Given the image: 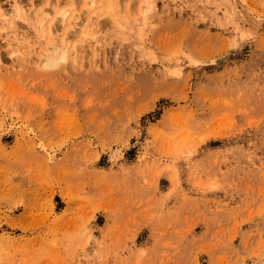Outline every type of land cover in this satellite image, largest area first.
Segmentation results:
<instances>
[{
    "label": "rangeland",
    "instance_id": "obj_1",
    "mask_svg": "<svg viewBox=\"0 0 264 264\" xmlns=\"http://www.w3.org/2000/svg\"><path fill=\"white\" fill-rule=\"evenodd\" d=\"M0 264H264V0H0Z\"/></svg>",
    "mask_w": 264,
    "mask_h": 264
},
{
    "label": "bare ground",
    "instance_id": "obj_2",
    "mask_svg": "<svg viewBox=\"0 0 264 264\" xmlns=\"http://www.w3.org/2000/svg\"><path fill=\"white\" fill-rule=\"evenodd\" d=\"M57 4H55V6H57ZM16 11L22 12L23 14H33V10L28 11L27 8H24L22 5H18L16 7ZM6 15L7 14H4L3 17H5ZM58 15L60 16V19H61V22H62L65 19V17L67 16V10L64 9V10L60 11ZM36 16H38V15H36ZM50 20H51V18L49 19V13H48V14L42 16L40 18V20L36 23V25H37L38 30L40 32L44 33V32L47 31L49 34L54 36L55 33L57 32V28H56V25L53 24V23H55L54 20L53 21H50ZM92 20H93V18H91L90 21H92ZM87 22H88L87 18H84L83 20L81 19L78 22L77 21L74 22L75 26H79V31H77V33L78 32H79V34L84 33L83 27L86 26ZM1 23L2 24H7V22L3 21L2 19H1ZM98 27L99 26L92 27L91 28L92 33H93V31L95 32V30H97ZM84 34L86 35L87 33L85 32ZM76 35H78V34H76ZM67 39H68L67 37L63 38L62 41L64 43H63L60 51H56L57 47H53V54L49 55L46 58V60L44 61L46 64L56 65L59 60H64L65 59L66 54H67V46L69 44V41ZM52 46H54V44H52Z\"/></svg>",
    "mask_w": 264,
    "mask_h": 264
}]
</instances>
